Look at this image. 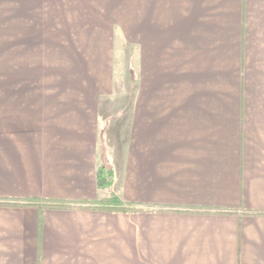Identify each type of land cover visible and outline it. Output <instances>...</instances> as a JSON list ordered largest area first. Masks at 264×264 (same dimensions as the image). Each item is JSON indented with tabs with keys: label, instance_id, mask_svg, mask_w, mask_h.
Wrapping results in <instances>:
<instances>
[{
	"label": "crops",
	"instance_id": "obj_1",
	"mask_svg": "<svg viewBox=\"0 0 264 264\" xmlns=\"http://www.w3.org/2000/svg\"><path fill=\"white\" fill-rule=\"evenodd\" d=\"M83 35L0 89V264H264V0H136L131 104Z\"/></svg>",
	"mask_w": 264,
	"mask_h": 264
},
{
	"label": "rangeland",
	"instance_id": "obj_2",
	"mask_svg": "<svg viewBox=\"0 0 264 264\" xmlns=\"http://www.w3.org/2000/svg\"><path fill=\"white\" fill-rule=\"evenodd\" d=\"M135 21L136 0H0V89L60 85L91 28L117 92L134 103Z\"/></svg>",
	"mask_w": 264,
	"mask_h": 264
},
{
	"label": "trees",
	"instance_id": "obj_3",
	"mask_svg": "<svg viewBox=\"0 0 264 264\" xmlns=\"http://www.w3.org/2000/svg\"><path fill=\"white\" fill-rule=\"evenodd\" d=\"M112 183V173L102 167L100 168L98 171H97V174H96V184H97V187L98 188H109L110 185ZM99 204V208L101 209H104V208H108L106 207V205L108 206H119L121 212L125 213V212H131L132 210L126 205V204H123L120 200H118L117 198L115 197H112L110 199V202H108L107 204L105 203H96L94 204L95 206H97ZM49 208H53V209H58V208H61L60 205H57V204H47ZM93 205V206H94ZM95 208V207H94Z\"/></svg>",
	"mask_w": 264,
	"mask_h": 264
}]
</instances>
